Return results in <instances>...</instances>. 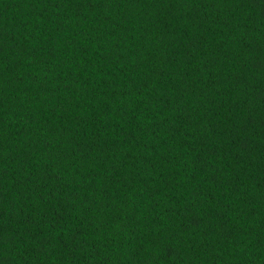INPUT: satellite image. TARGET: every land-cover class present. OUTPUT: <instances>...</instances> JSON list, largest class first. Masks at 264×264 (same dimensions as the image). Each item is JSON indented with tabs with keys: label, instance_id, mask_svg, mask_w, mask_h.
Listing matches in <instances>:
<instances>
[{
	"label": "trees",
	"instance_id": "1",
	"mask_svg": "<svg viewBox=\"0 0 264 264\" xmlns=\"http://www.w3.org/2000/svg\"><path fill=\"white\" fill-rule=\"evenodd\" d=\"M0 264H264V0H0Z\"/></svg>",
	"mask_w": 264,
	"mask_h": 264
}]
</instances>
